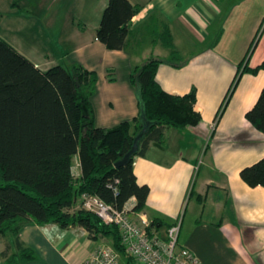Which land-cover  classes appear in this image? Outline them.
I'll list each match as a JSON object with an SVG mask.
<instances>
[{
	"label": "crops",
	"instance_id": "0c3cea01",
	"mask_svg": "<svg viewBox=\"0 0 264 264\" xmlns=\"http://www.w3.org/2000/svg\"><path fill=\"white\" fill-rule=\"evenodd\" d=\"M130 1L137 11L123 49H109L96 38L107 0H0V28L3 14L13 16L16 27L31 8L55 11L52 25L74 24L58 29V40L66 46L47 65L80 64L96 73L90 102L99 127L138 114L129 75L149 58L162 59L157 80L173 94L194 88L201 119L195 126L169 127L162 144L150 143L133 157L136 179L149 192L144 208L129 215L155 220L161 237L179 220V244L202 264H264V187L250 186L239 175L243 166L264 156V133L245 118L264 84V70L243 71L244 64L255 67L264 59V0ZM87 25L92 30L87 32ZM165 30L171 46L162 41ZM172 50L177 53L173 60ZM237 70L238 80L216 117ZM71 170L79 175L78 155ZM134 202L130 197L126 204ZM18 236L33 251L23 264H80L95 239L106 238H91L77 224L32 220L23 223ZM8 242L9 253L16 251L11 234L0 236V264H6L2 253Z\"/></svg>",
	"mask_w": 264,
	"mask_h": 264
},
{
	"label": "trees",
	"instance_id": "16d2710c",
	"mask_svg": "<svg viewBox=\"0 0 264 264\" xmlns=\"http://www.w3.org/2000/svg\"><path fill=\"white\" fill-rule=\"evenodd\" d=\"M136 11L130 0H107L96 38L109 49L125 48ZM165 31L162 41L171 46ZM171 53L173 60L177 53ZM161 62L160 58H149L129 75L138 114L111 127H99L94 124L90 102L97 79L94 71L80 64L41 69L0 36V236L11 234L16 248L9 253L10 244L6 243L2 253L6 264H23L33 258L32 249L18 236L20 227L29 220L80 225L91 238H110L125 264H137L126 253L117 226L83 209L80 194H95L116 208L134 197L131 210H142L149 188L137 181L133 157L142 155L150 143L162 144L169 127H191L200 121L195 89L184 94L166 91L156 78ZM259 69L264 70V59L255 67L243 66V71L251 73ZM238 70L216 117L233 91ZM140 102L150 125L136 152L116 167L114 162L129 150L141 128ZM245 118L264 133V84ZM75 155L80 165L77 177L71 170ZM239 175L250 186L264 187V156L243 166ZM156 224L152 220L148 229Z\"/></svg>",
	"mask_w": 264,
	"mask_h": 264
},
{
	"label": "built area",
	"instance_id": "2783aa9c",
	"mask_svg": "<svg viewBox=\"0 0 264 264\" xmlns=\"http://www.w3.org/2000/svg\"><path fill=\"white\" fill-rule=\"evenodd\" d=\"M260 27L264 28V15ZM80 206L102 222L117 226L126 253L137 264H202L190 249L178 243L179 220L168 226L161 237L154 228L148 229L145 218L138 221L130 217L132 205L128 203L116 208L95 194L83 192ZM119 257L111 245L98 244L80 264H119Z\"/></svg>",
	"mask_w": 264,
	"mask_h": 264
},
{
	"label": "rangeland",
	"instance_id": "374dc122",
	"mask_svg": "<svg viewBox=\"0 0 264 264\" xmlns=\"http://www.w3.org/2000/svg\"><path fill=\"white\" fill-rule=\"evenodd\" d=\"M53 14H55V11H43L31 8L30 11H27V14H25L26 16L22 15L21 24L16 27L14 26L15 22L12 21L14 17L3 14L0 32L3 36L8 38L12 44L22 50L24 54L30 56V59L42 64L41 66L43 68L48 67L49 65L47 64L53 62L52 60L56 58V54L60 53L66 46L65 43L58 40V29L64 28L66 30L69 25H74L71 23L67 26L52 25L54 21H56L55 18L51 16ZM90 30H92V27L87 25L86 31L88 32ZM195 176L196 173L193 174V179ZM104 243L111 244L110 238L95 239L96 245ZM119 264H125L121 256L119 257Z\"/></svg>",
	"mask_w": 264,
	"mask_h": 264
},
{
	"label": "water",
	"instance_id": "95a60500",
	"mask_svg": "<svg viewBox=\"0 0 264 264\" xmlns=\"http://www.w3.org/2000/svg\"><path fill=\"white\" fill-rule=\"evenodd\" d=\"M140 120H141V128L140 130L134 135L133 140H132V144L129 148L128 151H126L119 159H117L114 162V166H120L124 163H126L130 157L136 152L137 148H138V142L139 140L143 137V135L145 134V132L147 131L149 125H150V121H148L144 115L143 112V106L142 103L140 102Z\"/></svg>",
	"mask_w": 264,
	"mask_h": 264
}]
</instances>
